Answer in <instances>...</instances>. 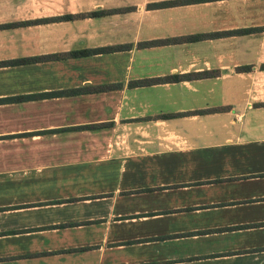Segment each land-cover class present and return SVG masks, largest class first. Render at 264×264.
<instances>
[{"label":"crops","instance_id":"obj_1","mask_svg":"<svg viewBox=\"0 0 264 264\" xmlns=\"http://www.w3.org/2000/svg\"><path fill=\"white\" fill-rule=\"evenodd\" d=\"M172 1L0 0V264H264V0Z\"/></svg>","mask_w":264,"mask_h":264},{"label":"trees","instance_id":"obj_2","mask_svg":"<svg viewBox=\"0 0 264 264\" xmlns=\"http://www.w3.org/2000/svg\"><path fill=\"white\" fill-rule=\"evenodd\" d=\"M196 0H176L172 2H161V3H153L151 6H162V5H167L171 3H184V2H193ZM202 1V0H201ZM119 10H124V9H119ZM98 13H92V15H95ZM251 32V29H241V30H233V31H226L225 34H233V33H242V34H248ZM219 34L223 33H204V34H192V35H186V36H180V37H172V38H166V39H159V40H152V41H145L141 43L143 46H151V45H156V44H162V43H179V42H185V41H195L199 40L202 38H207L209 36H217ZM126 45H114L110 47H99L95 49H86V50H78V51H71L66 54H61V56H80V55H88L91 53H97V52H106L110 50L116 51L120 50L123 48H126ZM51 56H38V57H28V58H22V59H13L9 61H3L0 62V65H18V64H23V63H29V62H35L38 60H43ZM260 68L264 69V63L260 65ZM238 70L242 71H247L250 69V66L248 65H243L237 68ZM201 74H181V75H171L167 77H162V78H148V79H139V80H133L129 82L130 87H135V86H146V85H151V84H156V83H164V82H178L182 80H193L196 78H199ZM203 75L208 76L211 75V73H204ZM202 75V76H203ZM203 76V77H205ZM212 76V75H211ZM98 90H101V87L98 88ZM78 92L77 89H72L70 92H67L66 94L70 93H75ZM61 93L58 92H48V93H38V94H26V95H19V96H13V97H5L0 99L2 102H13V101H28V100H34V99H41V98H48V97H54V96H59ZM64 94V93H63ZM259 106H263L264 102L256 103ZM228 106H220V107H211V108H206V109H200L196 111H189L184 114H192V113H213V112H219V111H224L227 110ZM181 113H166V114H161L158 115V117H172L176 116Z\"/></svg>","mask_w":264,"mask_h":264}]
</instances>
